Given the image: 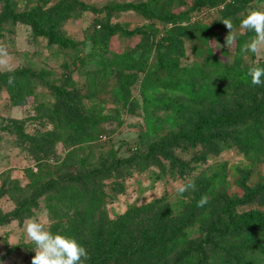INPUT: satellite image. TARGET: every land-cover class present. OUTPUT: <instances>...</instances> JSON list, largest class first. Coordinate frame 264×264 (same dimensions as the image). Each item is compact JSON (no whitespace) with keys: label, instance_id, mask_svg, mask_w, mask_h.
Listing matches in <instances>:
<instances>
[{"label":"trees","instance_id":"16d2710c","mask_svg":"<svg viewBox=\"0 0 264 264\" xmlns=\"http://www.w3.org/2000/svg\"><path fill=\"white\" fill-rule=\"evenodd\" d=\"M0 2V35L5 25L22 23L30 27L34 37H45L63 49H73L76 42L55 30L79 8H90L74 0H62L46 9L33 6L23 10L17 9L14 0ZM156 2H114L110 9L133 11L163 24L173 23L160 38L153 40L151 32L140 26L129 30L106 21L97 24L87 36L92 43L91 52L85 57L75 55L69 61L78 66L83 59V66H95L85 70L87 81L111 75L115 80L112 88L102 84L111 103L130 112L138 106L130 85L136 81L137 73L141 74V106L148 140L153 137L144 153L120 157L113 146H105L109 137L103 134V125L115 116L103 112L105 105L96 100L95 92L83 95L75 90L67 72L60 84L49 86L53 100L37 103L35 90L44 85L43 70H0V93L11 105L32 104L53 127L38 136V150L47 154L55 143L66 149L60 162L55 164L43 155V164L36 171L30 169L27 187L31 194L20 202L13 217L23 211L26 217L30 216L36 199L43 197L50 230L63 232L82 244L88 253L84 264H264V210H236V206L253 200L264 205V181L249 185L245 175L236 181L242 192H230L225 163L203 169L196 179L189 181L192 187L180 193L175 204L161 196L131 205L115 218L107 215L106 204L113 194L124 190V179L135 170L150 165L164 168L163 158L171 172L178 169L183 173L187 165L173 152L182 144L199 146L194 154L201 161L228 148L253 160H264V85L251 84L247 75L252 66L264 67V57L255 58L252 54L250 64H244L236 56L228 65L210 48L203 47L201 51L208 61L204 58L203 64L181 66L179 59L170 54L183 52L182 39L191 34L229 41L220 38L214 29L221 27L229 16L240 21L237 14L242 4L231 9L232 0H195L187 10L166 14L155 7ZM204 8L221 17L206 14L191 25L175 24L182 19L190 22ZM208 20L211 21L205 23ZM116 33L140 34L141 39L130 50L115 54L109 40ZM253 37V32L245 30L242 37L235 39L237 49L241 50ZM69 63L65 66L69 67ZM125 69L130 70L125 73ZM86 86L90 87V82ZM216 107L222 112H217ZM203 108L206 111L200 113ZM153 111L167 114L160 120L159 116L154 117L152 123ZM17 128L24 139H32L21 127ZM154 135L158 140H154ZM201 199L206 203L198 205ZM4 220L0 216V223Z\"/></svg>","mask_w":264,"mask_h":264},{"label":"rangeland","instance_id":"374dc122","mask_svg":"<svg viewBox=\"0 0 264 264\" xmlns=\"http://www.w3.org/2000/svg\"><path fill=\"white\" fill-rule=\"evenodd\" d=\"M14 1L17 9L23 10L30 9L33 6L46 9L62 0H49L45 3L44 0ZM74 1H80L90 6V8L84 9L77 6L79 10H76V13H73L58 30H55V33L72 38L76 42L73 49H63L45 37H34L30 27L26 24H8L4 26L0 35V70L21 68H31L34 71L43 70L45 74L40 73L45 78L44 85L37 87L35 90L37 103L53 100V94L49 86L60 84L64 73L67 72L69 77L73 79L75 90L83 95L95 92L97 94L96 100L105 105L103 112L115 116L112 117L110 122L103 125V134L109 137L105 146H113L120 157L144 153L149 143L153 142V137L148 140L146 116L141 106L142 100L139 93L141 74L137 73L136 81L130 85L131 95L138 102V106L134 107L133 112H130L123 106L111 103L113 102L111 96L105 91L104 87L112 88L115 80L111 75H106L105 78L100 80L87 81L84 75L85 70L90 66L93 68L95 66L92 63L83 66V59L76 64L78 66L71 65L69 61L75 55L85 57L91 52L92 43L87 36L91 34L94 28H97L96 25L99 23L106 21L111 24L119 23L129 30L140 26L151 32L150 37L152 36L153 40L160 38L167 28L173 26V23L163 24L156 20L146 19L133 11L110 9V5L114 2H137L141 0ZM194 2L195 0H157L155 7H159L162 13H178L187 10ZM239 3L242 4V9L237 16L242 17L250 9L264 11V0H232L229 8H235V6H239ZM1 11L2 3L0 2ZM207 13H211V16H216L217 19L221 17V14L215 12H203L201 16L204 17ZM176 21L175 24L180 23L181 25H191L192 22V20L189 22L186 19ZM210 21H205V23ZM224 22L230 23L232 28L229 30L224 23L221 27H216L214 32L220 38L228 40V37L232 36L233 33L237 34L235 39L244 35L245 30L240 28L238 19L229 16L225 18ZM198 26L202 27L203 25ZM140 39V34L123 35L116 33L110 37L109 47L115 54H122L133 48ZM235 39L229 43V41L214 40L207 35L191 34L182 39L184 44L182 53L172 52L170 54L172 57L179 59L181 66H192L195 62L203 64L205 60L208 61V57L206 59L205 53L203 54L201 51L203 47L210 48L220 60L225 61L228 65L234 62L236 56L240 57L241 62L244 64H250L252 54L255 58L264 57V43L258 46L256 53L242 52L237 49ZM134 57H136V54ZM134 57L133 60L135 61ZM66 63H69V67L65 66ZM110 69L113 70V67ZM127 70L130 69H125L124 72L126 73ZM86 82H90L91 86L87 87ZM259 96V94L256 95L257 98ZM83 103L87 105L88 101L84 99ZM199 111L204 113L206 108ZM216 111L222 112L219 107H216ZM164 114L166 115L167 112H164ZM164 114L162 111L156 113L153 111L151 122L154 123V117L156 116H159L157 120L162 119ZM47 121L41 113L35 110L32 104L26 103L13 106L9 99L3 93H0V216L5 217V220L0 223V264H31V257L34 255L31 249L33 245L26 237L24 225L29 218L44 222L46 228H49L50 225L43 197L36 199V204L30 208L32 212L30 216L26 217V211H23L16 218L13 217V211L18 208L20 202L31 194L30 189L27 187L30 169L36 171L38 166L43 164L41 162L43 155H45V158H52L54 163H58L66 152L65 147L60 143L52 144L50 152L47 154L43 152L44 150H38V136L53 129ZM17 126L21 127L23 132L26 135L28 134L27 136H31L32 139H24ZM158 134L160 135V133ZM161 134L164 135V133ZM155 139L158 140L156 135H154ZM41 148L43 149V146ZM198 148L200 147L182 144L173 150L181 158L182 164L186 163L185 165H187L183 173L178 169L171 172L168 169V161L162 158L164 168L158 165H150L144 170H135L131 176L126 177L123 181L124 190L113 194L106 204L109 218L117 217L131 205L144 204L161 196H165L167 200L175 204L181 196L176 191L177 185L187 184L189 181L196 179L203 169L210 168L218 163L226 164V185L229 187L230 192H242L236 181L245 175L247 176L245 182L249 185L264 181V160H253L234 148H228L218 153L209 154L204 161H201L195 159L194 152ZM51 166L54 165L51 164ZM258 208L264 210V205L256 200L236 206L238 213Z\"/></svg>","mask_w":264,"mask_h":264},{"label":"clouds","instance_id":"9594fccd","mask_svg":"<svg viewBox=\"0 0 264 264\" xmlns=\"http://www.w3.org/2000/svg\"><path fill=\"white\" fill-rule=\"evenodd\" d=\"M229 30L232 25L223 22ZM240 28L253 32L255 37L249 40L241 49L242 52L256 53L258 46L264 43V11L250 9L244 13L239 21ZM237 34L233 33L228 37L229 43L235 39ZM247 75L253 85H264V67L252 66ZM192 183L179 184L176 187L177 193H184ZM206 203L201 199L198 205ZM24 231L27 239L32 243L34 255L31 257V264H84L88 253L85 247L75 238L60 231H52L46 228L44 222L29 218Z\"/></svg>","mask_w":264,"mask_h":264},{"label":"built area","instance_id":"2783aa9c","mask_svg":"<svg viewBox=\"0 0 264 264\" xmlns=\"http://www.w3.org/2000/svg\"><path fill=\"white\" fill-rule=\"evenodd\" d=\"M223 6H224V3L219 5L220 8L223 7ZM203 12H214V10L204 8V9L200 10V13H199V15L197 17L195 15H193L190 18V20L194 21L198 17L200 18L201 17V14H203ZM207 14H211V13H207Z\"/></svg>","mask_w":264,"mask_h":264}]
</instances>
